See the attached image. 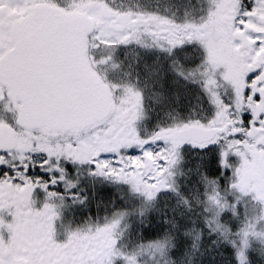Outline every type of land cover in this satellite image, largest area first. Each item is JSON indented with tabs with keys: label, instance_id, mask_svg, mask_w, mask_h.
Segmentation results:
<instances>
[{
	"label": "snow or ice",
	"instance_id": "snow-or-ice-1",
	"mask_svg": "<svg viewBox=\"0 0 264 264\" xmlns=\"http://www.w3.org/2000/svg\"><path fill=\"white\" fill-rule=\"evenodd\" d=\"M0 264H264V0H0Z\"/></svg>",
	"mask_w": 264,
	"mask_h": 264
}]
</instances>
